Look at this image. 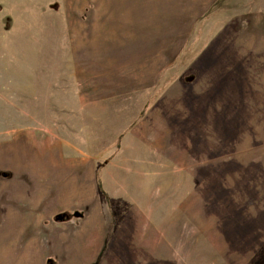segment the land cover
<instances>
[{
	"label": "crops",
	"instance_id": "crops-1",
	"mask_svg": "<svg viewBox=\"0 0 264 264\" xmlns=\"http://www.w3.org/2000/svg\"><path fill=\"white\" fill-rule=\"evenodd\" d=\"M29 2L47 7L45 26L54 29L46 32L49 37L73 38L75 79L80 80L78 73L92 78L76 88V97L100 102L147 88L156 70L168 67L195 34L197 22L212 19L219 0ZM222 28L218 46L203 49V63L197 66L202 80L194 77L190 87L178 84L161 94L145 125H165L174 133L187 106L203 109L189 101L205 105L208 100L206 121L211 127L214 100H221L228 86L236 81L248 87L264 83V13L243 15L231 28ZM219 85L225 89L212 101ZM222 131L227 133V126ZM178 141L169 140L173 150L168 161L182 149ZM238 159L244 164V158ZM137 161L124 158L122 164L116 157L83 156L61 146L57 151L51 142L2 141L0 167L11 173V184H0V264H180L183 254L191 264L197 250L182 247L173 253L176 246L164 237L156 213L161 205L149 208V196L155 203L158 197L148 192L146 178L138 179L144 173L133 172Z\"/></svg>",
	"mask_w": 264,
	"mask_h": 264
},
{
	"label": "rangeland",
	"instance_id": "rangeland-1",
	"mask_svg": "<svg viewBox=\"0 0 264 264\" xmlns=\"http://www.w3.org/2000/svg\"><path fill=\"white\" fill-rule=\"evenodd\" d=\"M46 11L29 0H0V144L51 142L57 151L61 146L83 156L116 157L122 164L124 158L139 159L133 172L144 173L138 179L146 178L148 192L158 197L155 203L149 196V208L161 205L156 213L164 237L176 246L173 253L195 248L191 264H264V83L252 88L236 81L214 100L225 89L219 85L211 93L217 105L211 127L208 100L205 105L189 101L203 109L187 106L174 133L165 125H145L161 94L178 84L190 87L194 77L202 80L197 66L203 49L218 46L222 27L231 28L243 15L264 13V0H219L212 19L197 22L187 46L168 67L156 70L148 89L100 102L76 97V88L92 78L78 73L80 80L75 79L73 38L49 37L46 32L54 29L45 26ZM172 136L182 149L171 162L166 157L173 150L168 148ZM240 157L244 164L237 162ZM0 176V184H11V173L1 167ZM187 258L183 254L178 260L189 264Z\"/></svg>",
	"mask_w": 264,
	"mask_h": 264
},
{
	"label": "trees",
	"instance_id": "trees-1",
	"mask_svg": "<svg viewBox=\"0 0 264 264\" xmlns=\"http://www.w3.org/2000/svg\"><path fill=\"white\" fill-rule=\"evenodd\" d=\"M60 215H57L55 218H58Z\"/></svg>",
	"mask_w": 264,
	"mask_h": 264
},
{
	"label": "water",
	"instance_id": "water-1",
	"mask_svg": "<svg viewBox=\"0 0 264 264\" xmlns=\"http://www.w3.org/2000/svg\"><path fill=\"white\" fill-rule=\"evenodd\" d=\"M62 219V218H61Z\"/></svg>",
	"mask_w": 264,
	"mask_h": 264
}]
</instances>
